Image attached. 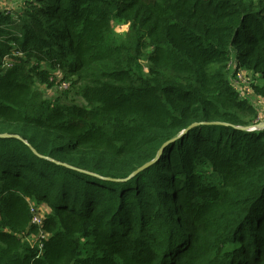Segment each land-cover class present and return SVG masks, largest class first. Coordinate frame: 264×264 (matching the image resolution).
<instances>
[{
    "label": "trees",
    "instance_id": "trees-1",
    "mask_svg": "<svg viewBox=\"0 0 264 264\" xmlns=\"http://www.w3.org/2000/svg\"><path fill=\"white\" fill-rule=\"evenodd\" d=\"M18 3L0 6V134L18 135L0 264H264V129L239 128L259 107L236 83L264 100V0Z\"/></svg>",
    "mask_w": 264,
    "mask_h": 264
},
{
    "label": "rangeland",
    "instance_id": "rangeland-1",
    "mask_svg": "<svg viewBox=\"0 0 264 264\" xmlns=\"http://www.w3.org/2000/svg\"><path fill=\"white\" fill-rule=\"evenodd\" d=\"M8 0H5V1H1L0 0V3H2V2H6L7 3V5H9L10 3H8L7 2ZM10 1H12V0H10ZM9 1V2H10ZM2 5H4V4H2ZM1 6V5H0ZM15 7V6H14ZM9 65V64H8ZM252 77V74H250L249 75V78H251ZM248 78V79H249ZM61 85V84H60ZM60 85H59V83H56L55 82V84L53 85V86H47V85H43L42 86V88H44L45 87V92H46V95L48 96V97H54V96H56L57 95V91L59 90V88H60ZM237 88H238V90L241 92V94H243L244 96H248L249 95V89H248V83H246L245 82V79H244V77L242 76V77H240L239 78V80H238V82H237ZM259 106H261V104L259 103ZM264 121V106H263V104H262V107H260L259 108V122L258 123H260V122H263ZM44 209V208H43ZM42 208H39V212L40 213H43L44 214V210H43Z\"/></svg>",
    "mask_w": 264,
    "mask_h": 264
},
{
    "label": "water",
    "instance_id": "water-1",
    "mask_svg": "<svg viewBox=\"0 0 264 264\" xmlns=\"http://www.w3.org/2000/svg\"><path fill=\"white\" fill-rule=\"evenodd\" d=\"M216 123H219V122H216ZM197 124H199V123H194V124H192V125H190L187 129H185L184 131H183V133L181 134V135H183V134H185L186 132H188L193 126H195V125H197ZM239 128H242V129H245V130H256V129H264V121L263 122H260V123H258L257 125H254V126H249V127H239ZM180 135V136H181ZM3 136H8V137H11V136H15V137H18V135H14V134H8V133H6V134H0V137H3ZM175 139H177V137L175 138ZM175 139H173V140H175ZM167 143H165L164 145H163V147L160 149V151L158 152V154H157V157L154 159V160H152V161H150V162H147V163H145L144 165H142L141 167H139L138 169H136L132 174H131V176H134V175H136V174H138L140 171H142V170H144L145 168H147L148 166H150L151 164H153L160 156H161V154L163 153V149L165 148V145H166Z\"/></svg>",
    "mask_w": 264,
    "mask_h": 264
},
{
    "label": "crops",
    "instance_id": "crops-1",
    "mask_svg": "<svg viewBox=\"0 0 264 264\" xmlns=\"http://www.w3.org/2000/svg\"><path fill=\"white\" fill-rule=\"evenodd\" d=\"M1 1H5V0H1ZM9 1L10 0L7 1L8 3H10L9 5H7L6 2L0 3L1 7L2 8H11L12 10L17 11V12L20 11V7H21L20 4L21 3H18V2L13 1V0L10 1V2ZM2 4H4V5H2ZM248 93H249V95L248 96H245V97L251 98L254 101H256V103H257V105H258L259 108L262 107V104L264 106V100L260 96L254 94L250 89H249V92ZM259 103L261 104V106H259Z\"/></svg>",
    "mask_w": 264,
    "mask_h": 264
},
{
    "label": "built area",
    "instance_id": "built-area-1",
    "mask_svg": "<svg viewBox=\"0 0 264 264\" xmlns=\"http://www.w3.org/2000/svg\"><path fill=\"white\" fill-rule=\"evenodd\" d=\"M13 1L19 2L20 0H13ZM8 64H9V63L7 62V65H8ZM242 76L244 77L245 82H246V83H249V79H248V77L245 75V72H241V73H239V78L242 77ZM239 78L236 80V83L238 82ZM67 87H68V84H67L66 82H62L61 85H60V88H67ZM248 89H249V88H248ZM242 95H243V94H242ZM243 96H244V95H243ZM35 215H36V217H35L34 221L37 222V223H39L40 220H41V217H40V215H39L38 213H36Z\"/></svg>",
    "mask_w": 264,
    "mask_h": 264
}]
</instances>
